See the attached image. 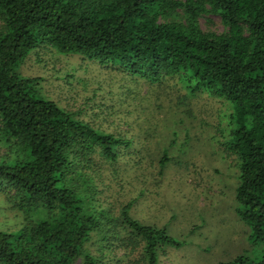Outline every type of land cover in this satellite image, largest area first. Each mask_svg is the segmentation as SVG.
Segmentation results:
<instances>
[{"label":"trees","instance_id":"16d2710c","mask_svg":"<svg viewBox=\"0 0 264 264\" xmlns=\"http://www.w3.org/2000/svg\"><path fill=\"white\" fill-rule=\"evenodd\" d=\"M211 16L222 31L202 27ZM39 43L96 59L149 89L179 85L184 93L171 109L202 94L229 101L236 211L248 237L264 242V0H0V264H171L168 248L182 245L166 227L135 217L136 196L115 207L106 194L126 189L115 179L142 156L143 176L133 179L145 190L149 175L159 185L171 157L163 152L155 165L156 151L141 146H152V131L168 120L156 116L165 103L142 135L119 117L128 100L106 114L100 107L103 124L86 120L41 97L39 78L17 75ZM110 81L108 92L100 89L108 98L117 85ZM213 264H264V253Z\"/></svg>","mask_w":264,"mask_h":264},{"label":"rangeland","instance_id":"374dc122","mask_svg":"<svg viewBox=\"0 0 264 264\" xmlns=\"http://www.w3.org/2000/svg\"><path fill=\"white\" fill-rule=\"evenodd\" d=\"M210 19L213 23L201 19L205 30H223L218 17L211 16ZM102 68L105 67H101L96 59L67 54L39 43L18 64L16 73L19 77L39 78L36 89L41 97L74 112L82 110V117L98 124L104 122L98 113L102 107L106 114L110 104L116 107L128 100L129 109L117 111L119 117L133 119L131 129L139 135L144 133V126L152 130L156 122H153V111L165 103L162 113L158 111L156 116L165 118L168 113V120L164 122L161 118L163 126L152 131L154 136L156 134L152 146H146V149L141 146L143 152L156 151L153 156L155 165L163 152L171 157L164 176L156 178L159 185L149 181V175L146 177L149 189L145 190L143 183L133 179L134 175L137 179L143 176L147 160H142V156L137 158L134 172L125 174L120 170L117 179L112 177L126 189L116 187L106 194L111 195L115 207L136 196L135 217L143 224L166 227L170 235L182 242L178 248H168L171 259L167 261L171 264H213L240 254L259 260L264 253V242L248 237L250 230L236 211L241 207L236 199L240 163L233 154L229 155V146H226L232 128L230 102L202 94L185 100L180 110L171 109V100L184 93L182 90L178 93L179 85L173 84L169 90L149 89L146 83L132 82L128 74L121 75L115 67ZM71 74L74 76L68 78ZM110 79L117 85L114 83L115 91H110L108 98L100 89L108 92L113 84ZM118 87L120 90L117 91ZM135 107L143 111L137 112ZM119 117L114 116L116 120ZM173 138L176 139L173 146H162ZM112 178L106 177L107 184H114ZM129 180L133 183L127 185Z\"/></svg>","mask_w":264,"mask_h":264}]
</instances>
